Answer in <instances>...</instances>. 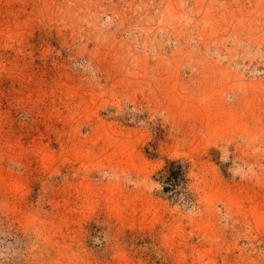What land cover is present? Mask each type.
Listing matches in <instances>:
<instances>
[{
	"label": "rangeland",
	"instance_id": "obj_1",
	"mask_svg": "<svg viewBox=\"0 0 264 264\" xmlns=\"http://www.w3.org/2000/svg\"><path fill=\"white\" fill-rule=\"evenodd\" d=\"M0 225V264H264V0H0Z\"/></svg>",
	"mask_w": 264,
	"mask_h": 264
},
{
	"label": "trees",
	"instance_id": "obj_2",
	"mask_svg": "<svg viewBox=\"0 0 264 264\" xmlns=\"http://www.w3.org/2000/svg\"><path fill=\"white\" fill-rule=\"evenodd\" d=\"M188 165L181 161V159H166L163 166L159 168L153 175V180L160 184L161 188L159 193L173 201H184L189 198L187 196V185H188ZM106 225H95L91 224L92 230L87 234V241L89 243L94 242V237L100 235L103 229H106ZM3 227L0 225V230ZM101 236V235H100ZM12 244H17V241L11 237L6 238V235H0V249L5 246L6 250ZM105 241L101 240V245H104ZM15 256V255H14ZM5 259V258H4Z\"/></svg>",
	"mask_w": 264,
	"mask_h": 264
}]
</instances>
